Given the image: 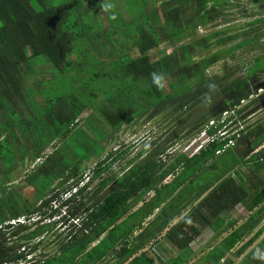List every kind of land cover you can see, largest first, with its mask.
<instances>
[{"label":"trees","instance_id":"16d2710c","mask_svg":"<svg viewBox=\"0 0 264 264\" xmlns=\"http://www.w3.org/2000/svg\"><path fill=\"white\" fill-rule=\"evenodd\" d=\"M103 1L0 0V264H154L146 248L157 238L176 247L174 256L173 250L168 252L173 263L184 264L193 253L189 243L197 234L192 220L206 225L212 216L218 217L217 210L238 206L246 195L238 173L240 157L233 148L240 146L245 132L243 140L248 143L243 148H257L264 142V131L241 128L233 145L225 146L234 135L216 137L193 153L191 149L177 153L162 167L167 135L151 141L148 149L137 151L113 172L110 168L126 155L128 146L96 161L88 181L60 201L66 214L49 220L60 212V207L52 209L51 202L78 183L80 166L102 153L106 140L120 126L139 119L148 109L169 105L175 126L170 138L177 134L176 138L194 139L203 129L213 135L243 111L238 108L240 101L253 94L249 81L264 68L263 49L244 77H232L234 69L227 67L221 76L205 74L226 54L261 38L247 37L224 48V38L209 42L212 32L197 35L222 15L224 7L238 6V0H110L115 7ZM161 44L171 46V51L158 49ZM213 44L219 47L200 55ZM100 97L105 101L102 105ZM188 104L184 113H178ZM85 110L90 113L85 121L98 132L94 137L84 133L82 155L69 144L78 156L71 155L66 165L54 141L68 140ZM224 111L232 114L220 123ZM210 120L215 125H208ZM188 122L190 129L182 131ZM49 145L52 149L45 153ZM228 153L234 162L210 177L211 168L220 166ZM254 156L264 159V147ZM31 164L35 165L27 170ZM20 172L23 183L33 190L31 202L10 185ZM46 175L55 181L46 182ZM168 176L172 178L164 182ZM253 207L251 202L246 209ZM257 212L251 211L246 223L224 237L222 248L211 249L205 257L217 260L249 235ZM34 214L39 219L32 223H9ZM215 220L222 224L220 218ZM56 225L66 228L67 234L51 243L46 234ZM49 243L56 246L52 253L34 254Z\"/></svg>","mask_w":264,"mask_h":264},{"label":"rangeland","instance_id":"374dc122","mask_svg":"<svg viewBox=\"0 0 264 264\" xmlns=\"http://www.w3.org/2000/svg\"><path fill=\"white\" fill-rule=\"evenodd\" d=\"M55 3L58 2V0H53ZM103 2H108L112 7L117 6V4L113 1L111 3L110 0H106ZM235 3V0L232 2ZM264 17V0H260L259 2H252L250 0H238V6H226L222 9V15L215 20V22L208 27H202L201 30H198L197 35L199 37H203V35L208 33H214V36H212L210 43L212 41H216L219 38H224L226 41L223 42L222 47H230L236 43H240L245 38H252L256 35H259L258 41H254V43L240 47L239 49H236L234 53L226 54L220 61H218L213 66L209 67L208 70L205 71L206 76H212L214 74L222 75L223 68L227 67L230 69H234L232 73V77H244L246 75L247 67L251 65V62L253 58L264 49V20L261 22H256L257 19H261ZM229 37H231L229 39ZM218 46V44H213L209 47H206V49L202 50L200 55H207L211 54ZM158 49H163L165 52L171 51V46L167 44H161L158 46ZM157 50H152V53H154ZM262 54V53H261ZM200 55H195L196 59H200ZM263 57V56H262ZM261 63H264V58L261 60ZM260 70V69H259ZM197 72V71H196ZM88 73V72H87ZM86 73V76H87ZM85 74L82 75V80L86 78ZM257 78V79H256ZM48 82V81H47ZM223 83L226 82L225 80L222 81ZM259 83H264V71L257 72L256 77L249 81L250 84V93L253 92L251 96H248L243 104H240L238 108L243 107V111H241L238 114H235L234 121L231 123V129H234V132L238 133V130L242 128H255L254 130H260L261 128H264V125H261L260 122L264 120V94H260V90L257 91V87ZM221 85V84H219ZM263 85H259L258 87H262ZM83 91H85L83 89ZM253 100V101H252ZM252 101V102H251ZM98 103L101 105L105 103L104 100L101 99V97L98 99ZM190 104L186 105L183 109H179L178 113L182 114L184 113L188 106ZM145 107V104L143 105ZM172 106L166 105L165 107H162L160 110L153 111V108L146 110V112L139 118L134 119L131 121V123L120 126L118 130H116L110 138L106 140V145L104 147V150L102 153L98 154L97 156H91V158L84 162L83 165H81L79 168L77 176L79 175L80 178L84 176V174L88 173L90 175L94 164L98 160H102L105 158V156L109 152H116L118 149H124L125 147H129L128 152L126 155L119 161L115 162V165L113 164L110 170L111 172L117 170L125 161L130 159L133 155L137 153V151L141 150L142 148L148 149L147 147L156 138L165 139L167 135L169 136L168 142L165 143V151L162 154L163 158L161 159L162 167H164L170 159L177 153L183 151L185 148H187L188 151H190V148L192 149L195 147L199 142L203 140V138H200L195 136L196 138L194 140H197L196 143L190 147L192 140V137L187 138H176L177 134H174L175 136L171 137V133L174 129V123L171 124V120H173V116L168 114V111L171 109ZM223 115V114H222ZM90 116V113L88 110H85L80 115L78 122L74 128V130L71 133V137L65 141L62 139H56L54 141L55 145H58L57 147H60V150L58 151V154L62 155L65 164L67 161L71 160V155L74 157V155L80 154L82 155L85 151V146L83 143V135L88 134L91 137H94L95 132L97 131V128H95L91 123L88 121H85V119ZM135 121V122H134ZM192 121V120H190ZM189 123V122H188ZM191 124L189 123L184 126L182 131H187L190 129ZM260 128V129H258ZM83 131V132H82ZM195 133V130H193L192 134ZM245 134H242V137H245ZM199 135V134H198ZM241 140L240 145L242 147L245 146V144L248 143L247 140ZM192 140V141H191ZM191 141V142H190ZM65 142L67 144H65ZM72 147V144L75 145V148L78 152L73 153L70 150V145ZM95 146V145H93ZM241 146H238L237 148H240ZM74 148V147H72ZM92 148V147H91ZM52 148L49 145V147L46 148L45 153L50 151ZM94 152H98L97 148H92ZM189 153V152H188ZM159 159V157H157ZM221 162H218L221 164L220 166L211 168V171L209 173L210 177H215L218 175L222 168L226 169L229 166V163L232 161L234 162V158H232V155L228 153L224 154L221 157ZM35 164H31L30 166L26 165V168H29L27 170H30ZM68 165V164H66ZM239 165V161H238ZM83 167V169H82ZM232 169L235 168V166L231 167ZM24 169L21 171L23 173ZM21 172L18 174L16 179L12 182L10 185L16 186L18 189L21 190V193L24 195L27 202H31L33 199V190L30 186H26L23 182V175ZM83 172V173H82ZM172 178V176H168L165 178L164 182L169 181ZM44 180L51 181L53 183L55 180L51 179V175H46L44 177ZM57 180V179H56ZM97 180H94L92 182L93 186L96 183ZM45 182V183H46ZM9 185V187H10ZM64 185V184H63ZM67 186V185H66ZM250 191H252L251 187H248ZM259 190H262L261 187H258ZM42 192L44 189H40ZM57 189H55L51 194H53ZM149 195V194H148ZM147 195V196H148ZM19 196V195H18ZM21 196V195H20ZM240 205V203H239ZM12 210V208H10ZM46 213H49V208L45 210ZM237 218H240L239 215H236ZM52 220V218H50ZM45 221V220H44ZM48 221V220H47ZM29 223H32V220L28 221ZM33 227V226H32ZM53 227V226H52ZM51 227V228H52ZM52 230V229H51ZM51 230L46 234L51 240V243H55L59 238L65 236L67 234L66 228H62L59 225H56L55 229L51 232ZM60 233V234H59ZM59 234V235H58ZM203 246V245H202ZM199 247V246H198ZM56 246L55 244H48L47 246L43 248H39L36 250L34 254L38 255V253H52L55 250ZM207 248V247H206ZM27 250V247L25 251ZM195 252V251H194Z\"/></svg>","mask_w":264,"mask_h":264},{"label":"crops","instance_id":"0c3cea01","mask_svg":"<svg viewBox=\"0 0 264 264\" xmlns=\"http://www.w3.org/2000/svg\"><path fill=\"white\" fill-rule=\"evenodd\" d=\"M261 130L260 133L264 131V128H261ZM263 145L264 142L260 147H257V150L256 148L251 150L249 145L246 148H243L241 145L240 148H237L238 146L233 148L240 157L238 173L242 180L241 186L244 187L246 195L242 201H240V205L217 210L218 217L212 216L210 222L206 225L199 223V220H192L191 224L194 226L191 225V228L196 229L197 234L189 243L193 253L184 264H264V159L258 160V156H254L255 153L258 154L262 151ZM254 162H256L254 164V166H256L255 171L251 173L250 169H253L252 166ZM252 181L254 182L253 184L250 183ZM248 187H251L252 191H250ZM258 187H261L262 190H259ZM251 202L254 203V207L252 208L253 210L248 211L246 208L250 206ZM251 211H259L255 214V218L257 217L258 220H256L257 223L253 227L251 233L237 240L232 248L223 253L224 255L221 256V258H217V260L214 259L215 257L207 259L205 254L211 249L219 251L220 248H222L224 237L233 229L246 223V220L251 215ZM184 214L185 212L176 217L171 225L177 223ZM236 215H239L240 218H237ZM217 218L222 220L220 226L218 225L219 221L215 220ZM233 219H235V221ZM229 224L230 226H228L226 230L224 229L216 237L213 236L216 231L221 230L224 226ZM189 233H191V231H189ZM253 235V240L248 243ZM244 244L246 245L245 248L238 251ZM147 247L148 254L154 264H178L177 262L173 263V258L168 256V252L170 253V251L173 250L174 252L170 253L173 255L177 250L167 239L162 238L159 240V238H157L154 243H150ZM253 251L254 253L250 255ZM215 254L217 253L214 252V255Z\"/></svg>","mask_w":264,"mask_h":264},{"label":"built area","instance_id":"2783aa9c","mask_svg":"<svg viewBox=\"0 0 264 264\" xmlns=\"http://www.w3.org/2000/svg\"><path fill=\"white\" fill-rule=\"evenodd\" d=\"M222 114H223V115H222ZM222 114H221L220 119H219V122H220V123L224 122V120H225L229 115H231L232 113H231V112L226 113V112L224 111V112H222ZM234 118H235V114H234V117H233L230 121H228V122H226V123H223V126H222L220 129H218L213 135H207V134L205 133V130L203 129V130L200 132V134H199L200 138H203V140H202L201 142H199V143H198L195 147H193L192 149L190 148V149H191V153L195 152L198 148H200V147H201L203 144H205L207 141L213 140V139H215L216 137H217V138L224 139V138H228V137L234 135L232 138H230V139L227 140L225 146L233 145V142L235 141V139H236V138H239V136H240L239 129H236V130H238V133H237V132H234V131H233L234 129H231V123L234 121ZM215 123H216V121L214 122V121H211V120H210V121L208 122V125H210V126H211V125H215ZM241 128H242V127H241ZM199 136H198V137H199ZM194 139H195V138H194ZM194 139H192V140H194ZM192 140H191V141H192ZM191 141H190V142H191ZM196 141H197V140H194L193 142H191L190 147H192V146L196 143ZM184 150H187V148H185ZM88 176H90L88 173L84 174V176L82 177V180H80V181L78 182L77 185H74L73 187H71L70 190H67V191H64L63 193H61L59 199H63V200H65V199H67L68 197H70V194H71V193L76 192L77 189H78L81 185L83 186V185L88 181ZM51 206H52V209L56 208V207L58 206V200H56V201L53 200V201L51 202ZM61 214H65V209H64V208L62 209ZM55 218L57 219V218H59V216L53 217L52 219H55ZM37 219H39V215H37V214L30 215V216H28V217H26L25 215H21V216L15 218V219L10 220L9 223H11V224H14V223H29V222H28L29 220L35 221V220H37ZM49 220H50V218H49ZM73 221H74L75 223H77V219H73ZM27 257H29V256H27ZM18 264H22V261H20Z\"/></svg>","mask_w":264,"mask_h":264},{"label":"clouds","instance_id":"9594fccd","mask_svg":"<svg viewBox=\"0 0 264 264\" xmlns=\"http://www.w3.org/2000/svg\"><path fill=\"white\" fill-rule=\"evenodd\" d=\"M154 78L158 80L160 77L155 76V74H154ZM240 104H243V100L240 101ZM263 146H264V145H263ZM259 147H260V146H259ZM257 149H258V148H256V150H257ZM256 150H255V151H256ZM80 180H82V179H80ZM80 180H79V181H80ZM79 181H78V182H79ZM77 184H78V183H77ZM77 184H75V185H77ZM80 187H82V185H81ZM80 187H79V188H80ZM79 188H78V189H79ZM78 189H77V190H78ZM62 193H63V192H62ZM74 193H75V192H74ZM74 193H73V194H74ZM60 195H61V193H60ZM60 195H59V198H60ZM70 196H71V195H70ZM61 200H63V199H59V200H58V206H57L56 208L60 207V203H61L60 201H61ZM63 208L65 209L66 207H65V206L60 207V212L57 213V214H55L54 217H56V216H60V217H61V216L65 215L66 212H65V214H61V211H62ZM54 209H55V208H54ZM55 219H56V218H55ZM57 219H59V218H57Z\"/></svg>","mask_w":264,"mask_h":264},{"label":"flooded vegetation","instance_id":"af4514ba","mask_svg":"<svg viewBox=\"0 0 264 264\" xmlns=\"http://www.w3.org/2000/svg\"><path fill=\"white\" fill-rule=\"evenodd\" d=\"M259 71H260V72H261V71H264V68H263V69H260ZM256 79H257V78H256ZM261 84H262L263 86H262V87H258V86L261 85ZM258 86L255 87V88H257V91L260 90V92H261L260 94H261V95L264 94V83H259ZM249 96H251V94H250ZM245 100H246V99L243 100V103L245 102Z\"/></svg>","mask_w":264,"mask_h":264}]
</instances>
